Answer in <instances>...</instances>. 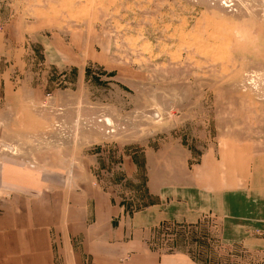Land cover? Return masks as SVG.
Listing matches in <instances>:
<instances>
[{
	"label": "rangeland",
	"instance_id": "obj_1",
	"mask_svg": "<svg viewBox=\"0 0 264 264\" xmlns=\"http://www.w3.org/2000/svg\"><path fill=\"white\" fill-rule=\"evenodd\" d=\"M2 70L3 157L88 164L157 248L264 264V0H0ZM146 159L191 181L155 194Z\"/></svg>",
	"mask_w": 264,
	"mask_h": 264
},
{
	"label": "crops",
	"instance_id": "obj_2",
	"mask_svg": "<svg viewBox=\"0 0 264 264\" xmlns=\"http://www.w3.org/2000/svg\"><path fill=\"white\" fill-rule=\"evenodd\" d=\"M8 89L2 70L0 113H5L0 116L11 118L14 103L23 99L11 98ZM133 162L123 160L126 177L134 173ZM163 163L145 162L148 188L155 194L164 185L183 187L191 181L190 175L183 177V164L174 177ZM38 164L28 166L0 152V264H197L182 252L155 247L148 213L141 211L150 205L128 212L100 187L88 164L73 168L71 163L70 170L63 163Z\"/></svg>",
	"mask_w": 264,
	"mask_h": 264
}]
</instances>
